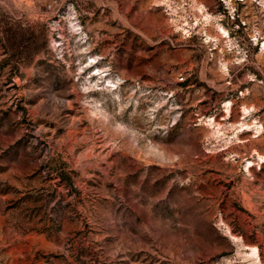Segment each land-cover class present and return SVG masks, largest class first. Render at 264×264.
I'll return each mask as SVG.
<instances>
[{
	"label": "rangeland",
	"instance_id": "1",
	"mask_svg": "<svg viewBox=\"0 0 264 264\" xmlns=\"http://www.w3.org/2000/svg\"><path fill=\"white\" fill-rule=\"evenodd\" d=\"M0 264H264V0H0Z\"/></svg>",
	"mask_w": 264,
	"mask_h": 264
}]
</instances>
